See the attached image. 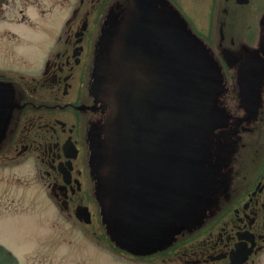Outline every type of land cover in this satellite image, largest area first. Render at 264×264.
<instances>
[{"label": "flooded vegetation", "instance_id": "flooded-vegetation-1", "mask_svg": "<svg viewBox=\"0 0 264 264\" xmlns=\"http://www.w3.org/2000/svg\"><path fill=\"white\" fill-rule=\"evenodd\" d=\"M154 1L198 86L181 199L158 231L111 246L137 264H264V0ZM131 4L0 2V166L33 165L57 212L88 206L90 222L77 219L102 249L111 73Z\"/></svg>", "mask_w": 264, "mask_h": 264}, {"label": "water", "instance_id": "water-1", "mask_svg": "<svg viewBox=\"0 0 264 264\" xmlns=\"http://www.w3.org/2000/svg\"><path fill=\"white\" fill-rule=\"evenodd\" d=\"M160 25L154 0H132L111 73L105 184L106 199L115 193L116 216L109 207L105 213L115 221L118 242L130 245L158 231L180 204L183 128L198 91ZM90 214L88 206L77 212L86 222ZM0 264L20 261L0 244Z\"/></svg>", "mask_w": 264, "mask_h": 264}, {"label": "rangeland", "instance_id": "rangeland-1", "mask_svg": "<svg viewBox=\"0 0 264 264\" xmlns=\"http://www.w3.org/2000/svg\"><path fill=\"white\" fill-rule=\"evenodd\" d=\"M112 174L109 172L107 184L113 192ZM42 182L31 164L0 166V244L22 264H136L130 253H121L111 246L116 227L108 211L104 223L107 246L102 249L94 245L100 242L101 235L96 227L90 228L75 215L51 208ZM99 190L97 187L96 192ZM112 195L104 200V208L109 207L115 217V193ZM152 264L176 263L156 259Z\"/></svg>", "mask_w": 264, "mask_h": 264}]
</instances>
